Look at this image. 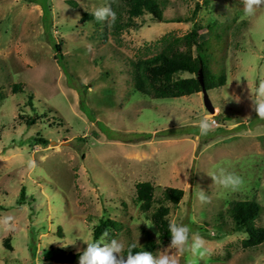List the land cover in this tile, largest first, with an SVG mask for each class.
<instances>
[{
    "label": "rangeland",
    "instance_id": "1",
    "mask_svg": "<svg viewBox=\"0 0 264 264\" xmlns=\"http://www.w3.org/2000/svg\"><path fill=\"white\" fill-rule=\"evenodd\" d=\"M111 1L0 0V219L11 216L14 226L0 224V264H79L78 249L87 247L79 239L92 240L100 218L117 222L106 230L108 240L164 252L170 242L158 240L147 225L150 210L134 202L140 181L152 184L154 198L166 186L181 189L176 204L164 203L168 222L188 225L212 250L204 259L177 253L179 264H264V239L243 249L244 233L220 234L231 225L225 211L232 201L256 202L254 223L264 228V120L250 98L264 80V7L245 17L241 0H162L165 19L199 7L191 22L143 14L133 18L139 26L117 35L106 22L78 21ZM193 23L200 44L193 54L210 74L213 113L200 92L152 98L131 81L135 58L153 55L163 34L181 35ZM14 83L21 84L15 93ZM18 115L36 120L26 126ZM206 116L216 123L205 137L198 122ZM39 136L45 144L34 140ZM220 168L242 177L243 186L213 184L208 174ZM200 190L210 203L197 199ZM140 229L153 248H143ZM70 252L78 253L71 262L52 259Z\"/></svg>",
    "mask_w": 264,
    "mask_h": 264
},
{
    "label": "trees",
    "instance_id": "2",
    "mask_svg": "<svg viewBox=\"0 0 264 264\" xmlns=\"http://www.w3.org/2000/svg\"><path fill=\"white\" fill-rule=\"evenodd\" d=\"M34 1V0H33ZM162 0H112L110 6L117 14V20L111 26V31L117 35L124 28H136L137 23L133 18L148 14L150 18L156 22H191L195 12L198 9V4L194 3L190 15L183 18L165 19L162 16V8L160 2ZM123 13L125 14L123 19ZM95 20L92 13L83 12L79 18V22ZM198 25L193 23L191 28L181 35H172L170 33L163 34L159 38L160 49L150 56L137 57L131 62V81L133 88L152 98H170L180 97L200 92V85L196 77L197 68L201 67L202 81L205 90L207 87L213 86L210 74L203 64L197 43ZM101 36L104 37L102 34ZM56 53L61 57L58 44H54ZM186 73V76L180 74ZM20 83L12 85V92L21 90ZM18 118L23 121L26 126L33 124L36 116L18 115ZM39 144H45L46 140L43 137L34 139ZM153 186L148 181H140L134 184V202L141 212L150 210L149 220L157 230L158 240L163 243L171 241V236L168 231L169 222L166 218L168 208L164 204L166 202L176 204L181 196L182 190L175 187L166 186L162 189L158 198L153 197ZM19 198L23 196V187H20ZM154 203L156 205H154ZM227 215L231 221L229 229L221 231L220 228L224 222L219 221L215 225L217 230L222 235H228L233 232H242L245 234L240 239V246L243 249L257 247L264 239V228L257 226L254 220L258 216L260 210L259 205L254 201H232L226 208ZM220 213L216 217H220ZM117 222L108 218H100L91 230L92 239L98 238L108 228H115ZM142 231L145 241L143 248H153L154 242L150 238L149 233L145 229ZM219 236V237H221ZM215 238V237H214ZM217 238V236H216ZM128 244L124 249V255L128 254ZM140 248L136 246L133 252H140ZM78 253H67L64 256L52 257L56 262H71Z\"/></svg>",
    "mask_w": 264,
    "mask_h": 264
},
{
    "label": "clouds",
    "instance_id": "3",
    "mask_svg": "<svg viewBox=\"0 0 264 264\" xmlns=\"http://www.w3.org/2000/svg\"><path fill=\"white\" fill-rule=\"evenodd\" d=\"M241 2L245 17L254 16L258 9L264 7V0H241ZM92 15L98 23L106 22L110 27L117 20V14L110 5L98 7ZM86 51L91 52V46H88ZM250 98L252 99V110L255 111L259 119L264 120V80L259 82L255 92H251ZM215 123V120L207 116L200 119L198 122L200 136L206 137L213 132ZM27 167L30 171H35L38 165L34 160H30ZM208 175L213 184L225 190L237 191L244 184L242 177L226 172L224 168ZM197 199L201 203H210V197L203 190L197 193ZM12 221L13 217L7 216L0 219V224L4 226L5 230L13 231ZM147 225L149 227L154 226L152 224ZM168 231L171 236L170 244L164 252H158L156 255L148 251L134 253L133 249L137 246L135 243L128 246V254L124 255V242L116 238L108 240L107 231L102 233L99 239L89 240L82 237L79 240H82L87 247L82 251L78 249L79 264H179L177 253H190L192 257H199L200 259L212 255V250L207 246V241L199 232H192L188 225L172 221L169 223Z\"/></svg>",
    "mask_w": 264,
    "mask_h": 264
},
{
    "label": "water",
    "instance_id": "4",
    "mask_svg": "<svg viewBox=\"0 0 264 264\" xmlns=\"http://www.w3.org/2000/svg\"><path fill=\"white\" fill-rule=\"evenodd\" d=\"M196 77L198 79V82H199V85H200V93H201V96H202V103H203V106L206 108V110L209 112V113H213V107L208 99V96L206 94V90L203 86V81H202V73H201V67L199 65V67L197 68L196 70Z\"/></svg>",
    "mask_w": 264,
    "mask_h": 264
},
{
    "label": "crops",
    "instance_id": "5",
    "mask_svg": "<svg viewBox=\"0 0 264 264\" xmlns=\"http://www.w3.org/2000/svg\"><path fill=\"white\" fill-rule=\"evenodd\" d=\"M186 96V95H185ZM215 108V107H214ZM216 109V108H215Z\"/></svg>",
    "mask_w": 264,
    "mask_h": 264
}]
</instances>
